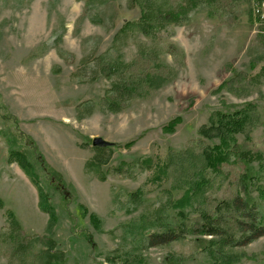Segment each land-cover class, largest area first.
Returning a JSON list of instances; mask_svg holds the SVG:
<instances>
[{
    "label": "rangeland",
    "instance_id": "374dc122",
    "mask_svg": "<svg viewBox=\"0 0 264 264\" xmlns=\"http://www.w3.org/2000/svg\"><path fill=\"white\" fill-rule=\"evenodd\" d=\"M257 3L242 4L241 12L247 11L231 27L198 13L161 37L130 33L115 44L123 25L141 17V8L128 0H0V236L9 231L13 212L28 236L56 242L62 264H213L190 234L147 246V237L165 225L183 223L173 204L185 187L172 174L155 177L171 152L195 146L215 111L252 102L264 116V77L250 84L264 69V2L258 12ZM149 49L176 78L112 108L114 82L130 76L128 67ZM233 77L238 95L219 90ZM178 118L181 123L166 132ZM94 138L111 146L100 152ZM252 138L264 148L263 125ZM11 150L28 153L31 161L42 157L64 190L38 165L35 186L17 162H9ZM88 162L98 164L97 172L87 170ZM229 178H216L206 197L222 201L232 189ZM138 191L140 198L133 196ZM253 196L264 215V203ZM42 197L55 221L51 232ZM2 239L0 264H14ZM42 250L34 245L30 259ZM235 252L242 258L234 264H264V237Z\"/></svg>",
    "mask_w": 264,
    "mask_h": 264
},
{
    "label": "trees",
    "instance_id": "16d2710c",
    "mask_svg": "<svg viewBox=\"0 0 264 264\" xmlns=\"http://www.w3.org/2000/svg\"><path fill=\"white\" fill-rule=\"evenodd\" d=\"M257 1L258 12L264 0ZM128 3L131 8H141V17L138 21L123 25L114 38L115 44L122 43V39L130 33L142 34L149 39L161 37L170 28L189 24L198 13H205L210 18L218 19L222 25L231 27L235 19H239L247 11L241 12L242 4L251 5L250 0H128ZM249 13L251 16V10ZM258 61L260 62V58ZM255 67L256 64H253L252 68ZM128 68L130 76L123 75L112 86L109 98L112 108L120 106L123 101L146 97L153 89H161L176 78L175 70L161 60L155 49L141 52ZM117 70L120 74L121 69ZM236 76L241 83L246 79V75ZM260 77H264V69L250 80V84L259 82ZM238 79L233 77L224 81L219 90L227 89L238 95ZM230 108L231 106L227 110L215 111L209 123L200 128V138L195 141V146L178 153L171 152L166 164L159 167V174L155 179L172 174L185 187L184 195L173 204L183 223L179 224V228L165 225L163 232L146 236L147 246L169 245L190 234L196 237L195 244L210 257L213 264H234L242 258L235 252L237 249L247 247L264 237V215L259 211L253 196L256 193L258 199L264 203V148L257 147L252 138L253 129L264 126V116L252 102L235 110ZM178 123H181L180 118L166 126L165 131L173 132ZM108 148L95 149L102 152ZM29 158L31 156L26 152H9V162H17L35 186L39 178L35 165H38L42 166V171L52 175L51 181L56 183L59 190H64L57 184L58 181L65 185L62 178L49 170L42 157H39L40 161H31ZM144 163L151 165L148 159ZM97 166L93 162L86 164L88 171L97 172ZM211 176L214 177L210 178ZM228 176L232 189L226 191L222 201L212 196L206 197L216 178L223 181ZM141 194L138 191L133 196L140 198ZM40 201L41 211L50 215L47 230L51 232L55 222L52 212L46 209L43 197ZM193 214L196 215L192 217ZM9 219L10 229L0 238L3 237L2 244L10 256H13L14 264L63 263V253L57 249L56 242L51 237L28 236L21 229L13 212L9 213ZM187 221L191 222V226L186 224ZM36 244L44 246V250L30 259Z\"/></svg>",
    "mask_w": 264,
    "mask_h": 264
},
{
    "label": "water",
    "instance_id": "95a60500",
    "mask_svg": "<svg viewBox=\"0 0 264 264\" xmlns=\"http://www.w3.org/2000/svg\"><path fill=\"white\" fill-rule=\"evenodd\" d=\"M92 146L94 148L105 149L111 146L110 142L104 140L103 138H94Z\"/></svg>",
    "mask_w": 264,
    "mask_h": 264
}]
</instances>
